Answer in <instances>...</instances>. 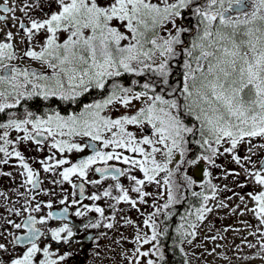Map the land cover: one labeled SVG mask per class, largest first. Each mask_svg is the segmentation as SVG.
<instances>
[{"label":"snow or ice","instance_id":"obj_1","mask_svg":"<svg viewBox=\"0 0 264 264\" xmlns=\"http://www.w3.org/2000/svg\"><path fill=\"white\" fill-rule=\"evenodd\" d=\"M2 3L0 12L4 15H0V23L8 31L0 28V114L7 119L0 121V153L4 156L0 163H8L9 157L17 158L25 185L38 187L39 174L25 161L16 144L28 141L41 144L52 138L50 147L61 154L85 149L92 154L77 163L50 157L55 162L42 161L44 172L70 164L59 176L62 181L72 183L73 176L84 180L89 169L98 164L102 166L95 167V172L116 181L130 169L138 168L143 179L134 175H128V179L133 182L131 191L139 195L140 203H146L145 197L149 195L142 190L143 186L146 182L159 184L160 173H165L163 184L167 186V203L163 207L177 203L174 187L179 186L171 180L175 172L182 171L185 164L199 161L215 165V157L225 153L239 164L241 157L235 153L241 144L249 145V155L244 159L253 165L252 171L245 169L247 176L264 189V160L258 158L259 163L252 160L255 155L252 149L257 147L253 141L264 140V0H12L11 5L9 0H2ZM17 10L20 16L16 15ZM37 10L40 14L33 15ZM9 13L11 25L7 23ZM18 45H23L22 55L17 54ZM33 62L40 66L39 70L31 66ZM174 66L181 68L177 86L171 80ZM146 73L152 76L148 82L131 81L139 84L140 90L126 86L121 79ZM136 101L141 106L134 113L110 114L113 109H131ZM36 102L50 111L43 115L34 113L31 106ZM54 104L64 105L67 114L54 108ZM20 108L25 109L22 118L17 115ZM130 125L136 127V133L128 130ZM13 130L23 133L17 141L9 139ZM148 131L150 134H145ZM74 138H87L88 142L78 143ZM193 143L207 154L188 159ZM113 160L129 168L110 167L109 161ZM209 175L205 169L204 176ZM226 175L239 174L226 172ZM184 180L188 185L194 183L187 176ZM205 183L209 184L211 196L193 193L202 197L195 214L198 221H203L211 211L207 202L215 199L217 192L209 181ZM115 189L120 195L112 196L111 190L105 189L87 198L97 201L101 196L111 197L117 204L137 206V200L131 199L129 191L119 182ZM79 194L84 197L83 184L79 186ZM246 195L254 202L248 211L258 222L249 233L256 237L257 243L249 241L247 246H258L259 258L264 260V191ZM240 199L245 202L243 196ZM46 206L52 207L51 203ZM85 209L104 216L100 207L85 206ZM25 211L39 212L40 205ZM67 213L65 207L55 218L66 219ZM84 214L79 208L74 213ZM155 215L144 220L151 235L137 234L136 241L141 246L157 241L164 234L158 231ZM52 218V213L39 220L29 215L21 223L13 224L16 229H25L26 234L13 235L9 243L13 248L25 246V250L4 259L2 254L8 248L0 243V264H63L72 253L59 255L50 251L49 246L40 247L37 243L44 233L35 225ZM98 226L99 222L84 225ZM188 226L197 227L195 223ZM104 227L113 225L107 223ZM183 228L181 225L178 231ZM50 233L57 244L70 245L74 236L67 223L50 229ZM183 235L194 238L196 232ZM153 247L154 252L136 248V264H140L139 257L150 255L162 261L159 246ZM147 264L156 262L148 259Z\"/></svg>","mask_w":264,"mask_h":264},{"label":"flooded vegetation","instance_id":"obj_2","mask_svg":"<svg viewBox=\"0 0 264 264\" xmlns=\"http://www.w3.org/2000/svg\"><path fill=\"white\" fill-rule=\"evenodd\" d=\"M11 2L12 0H9L10 5ZM2 6L3 3L2 0H0V7ZM45 11H49V9L45 7ZM39 14V10L33 13V15ZM0 15H4V13L0 12ZM16 15H21L19 10H17ZM8 16L9 19L7 20V23L11 25L13 23V21L10 19L11 14L9 13ZM0 28H3L4 32L8 31V28H4V25L2 23H0ZM11 30L13 32L16 31L15 28H12ZM18 47L22 49L23 45H18ZM31 66L33 68H36L34 67V63H32ZM62 114L66 115L67 113ZM38 115L43 114L41 113ZM14 135L15 134L13 133H9V139H12L11 136ZM15 136H18V138H15V141H17L19 137L23 136V134H16ZM86 139L87 138H84L83 140H81L80 138H74V141L78 143H84L86 142ZM46 141L47 142L44 144H37L35 142L29 141L32 147L36 146V149L38 151V157L41 153H43L44 157L47 156V153L51 155L54 154L50 147L51 143L53 142L52 138H48V140ZM259 144L264 145L263 142H259ZM10 147L9 151L12 150ZM97 147H99L98 144ZM58 154L62 156L61 153L58 152ZM88 155L91 154H89L88 149H85L79 154V156L70 158L69 161L70 163H77L79 161L77 160V158H85ZM12 158L13 157L7 158L8 163H0V233H2V235H0V243H4L8 248V251L2 254L4 259H8L10 256L20 254L23 250H25V246L18 245L16 246V248H13L9 242L12 240L13 235L19 236L24 235L26 233L25 229H16L13 227V224L21 223L22 221L26 220L29 215L39 220L42 217L47 218L49 213L53 214V218L47 219V222L45 224L35 225V227H37L42 233H44V235L40 237L37 243L40 247L49 246L50 251L59 255H63L66 252L72 253V255L65 262H63V264H101L107 263L108 261L112 263L113 261H115V258L113 256H109L104 261L100 260L101 257H99V251H105L114 248V246H117L114 245L113 247H111L112 244H115V239H118L122 236L124 238V235L130 237L131 231L128 230L129 221H131L130 224L133 226H135L138 221H140L142 231L144 232V234H147V232H149L150 234L147 235L150 236L151 229H147V227L144 225V220L147 219L148 213H150V215L154 213L156 214L154 216V220L158 225V231L162 232L163 230V205L167 203V186H165L163 182L161 183L159 180L158 181L160 183H156L157 186L155 193L156 191H158V193H156L154 196L155 198L153 200L155 201L154 203H152L153 207H151L150 209H146L147 204L151 202V200H148V196L145 197V200L147 201L146 203H140L139 195L137 197V193H134L130 190V185L127 183L125 175L121 176L118 181L112 180L110 176L107 178H102L98 176L95 173L94 168L102 165H94L92 169H89L88 175L84 180H82L79 176H73L71 178L72 183H69L62 181V177H60L59 175L44 176V171L41 169V162H34V157H30L25 161L34 171L39 174V185L38 187L33 189L31 185L24 184L25 177L21 175L23 169L20 166L17 168V164L13 163L14 158ZM258 158L259 157H257L256 161L259 163ZM3 159V153H0V160ZM175 159L178 161V154L176 155ZM109 164H117L124 168V166L114 161H109ZM69 166L70 164L64 167ZM169 167L173 168L174 165H170ZM204 171L205 164L200 161L194 164L190 169L189 175L190 178L194 181L191 188L192 195L193 193L205 194L206 190L208 189V185L205 183L204 179ZM159 178L163 179V177L161 176ZM242 178V183H247L246 180L248 177L246 173L242 175ZM94 180H99L100 183H91V181ZM117 182H119L124 189L129 191L131 199L137 200V206L135 208H133L130 204L126 202H121L117 204L116 201L113 200L111 197L101 196V199L97 201H92L87 198L93 194H101L105 189H110L112 192V196L120 195V193L115 189V184ZM174 182L176 184L178 182V172L174 173ZM73 184L76 185L75 188L73 187ZM81 184H83L84 187L83 198L80 197L79 194V186ZM184 191H186V189H184ZM163 192L166 193V195H164ZM176 198L178 200L179 196ZM197 198L199 200L202 199V197L198 195ZM62 199L65 200L64 204L60 203ZM73 200H77L78 203L73 204ZM49 203H51L52 205L51 208L46 206ZM37 204L40 205L39 212L25 211V208H28L30 210L35 209ZM178 204V202L173 203L170 205V207L175 208ZM85 206H97L102 208L104 211V216L101 217L100 214L94 211H87L85 209ZM65 207L68 208L66 219H56V214L61 213ZM77 208H79L81 211H84L85 214L83 216L74 215ZM16 212H19L20 214L17 215ZM130 215H138V219L134 220L130 217ZM9 221H11V223H9ZM97 222H99L98 227H84L85 224H95ZM65 223H67L69 227L72 228V231L74 233L70 245L64 243L57 244L51 239L50 229L61 227ZM107 223H111L113 227H104V225ZM251 231V229H247L245 233L249 234ZM160 237H158L157 241H152L150 244L153 252L155 251L153 245L159 246L160 252L163 254L164 259L162 261H159L157 256L154 255V257H152V260L155 261L156 264H162L164 263V261L170 262V264H177V257L170 256L171 251H168L166 249L167 246L166 244H163V242L160 240ZM40 258H43L42 255L40 256ZM53 258H56V256H53Z\"/></svg>","mask_w":264,"mask_h":264},{"label":"rangeland","instance_id":"obj_3","mask_svg":"<svg viewBox=\"0 0 264 264\" xmlns=\"http://www.w3.org/2000/svg\"><path fill=\"white\" fill-rule=\"evenodd\" d=\"M6 33V31H5ZM17 54L22 55L20 48L17 49ZM34 63V67L40 69L38 64ZM141 106L140 101L134 102V106L131 109L121 108L119 111L113 109L110 113L113 116L120 115L121 113L135 112ZM24 113V112H23ZM23 113L21 117H23ZM3 121H6L3 120ZM128 130L137 132L135 126H128ZM13 134H23L22 132L17 133L14 130L10 131ZM145 134H150V131ZM11 136L12 140L18 138V136ZM59 138V137H58ZM76 142V141H75ZM259 142H263L264 140H260L257 138L256 141H253L257 147L253 148L252 151L255 155L252 156L253 160L256 161L257 157L261 159L264 156V145H260ZM99 147H102L98 144ZM228 147V145H224ZM11 148V147H10ZM32 148V149H28ZM249 145L241 144L236 150L237 155L241 157V162L237 164L232 160L231 154L225 153L224 155H217L215 157V165H208L206 162L201 161L205 164V169L208 170L210 175L206 178H209L212 181V186H215L217 189L215 199H209L207 202V207L211 208L210 212L205 214V219L203 221L196 220L195 224L197 227L195 229L190 228L188 225L192 223L188 220L187 222V231L192 232L195 231L196 235L193 238L192 236H187V252H188V261L189 264H264V260L259 258L258 255V246L256 248H249L247 243L250 241L253 244L257 243L256 237L246 234L245 231L250 229L248 225H252V231L258 225L256 218L253 214L248 211L249 208L254 207V202L251 198L246 195L248 193H258L259 191H264L259 185H256L253 181L248 177L245 183V187H240L239 185L243 182L242 175L245 174V169L252 171L253 165L250 164L247 160L244 159L245 156L249 155L248 152ZM16 149L21 152L24 156V159L27 160L30 157H34V162H42L47 160L48 163L54 164L55 160L49 159L50 157H55V159L64 158L69 160L70 158L77 157L81 152H65L60 156L55 149L51 150L54 154H48L44 157L43 153L38 155V151L36 146L31 145L28 142H19L16 144ZM111 149H105V151H109ZM123 151V150H119ZM221 151L223 149L221 148ZM126 155H134L132 153H125ZM14 158V159H13ZM13 163L17 164V168L19 167V160L13 157ZM158 159L161 157L158 155ZM121 164L118 161L113 160ZM125 169H128L129 166L123 165ZM66 166V165H64ZM64 166L60 168H54L52 171L43 172L44 176H58L59 172L63 171ZM41 169L43 170V164L41 163ZM60 170V171H59ZM44 171V170H43ZM227 173H238L239 175H226ZM128 175H134L139 179H143V173L139 171L138 168L130 169V171L125 175L127 183L130 185V190L133 187V182L128 179ZM247 175V174H246ZM165 176V173H160L159 177ZM187 176L190 178L189 173L184 172V168L182 171L178 172V182L177 184L174 182V175L171 177V180L175 185L179 187H174V195L176 197L179 196L180 188L183 184L186 185V181L184 177ZM157 177L161 183L163 182L162 178ZM244 184V183H243ZM156 183H148L146 182L143 186V191L148 193V200H151L149 204H147L146 209H150L153 207L155 200V194L158 193L156 191ZM159 188V186H158ZM135 193V192H134ZM164 193V192H163ZM166 195V193H164ZM206 195L211 196V193H206ZM138 197V194H136ZM244 197V203L241 202L240 197ZM161 203V202H160ZM227 205L226 207L221 206ZM148 216L150 213L147 214ZM147 216V217H148ZM130 217L134 220L138 219V215H130ZM196 219V215H195ZM149 229V228H147ZM128 230L131 231L130 237L124 235L115 239V244H112L111 249L108 250H100L99 257L100 260L104 261L109 256H113L115 261L110 263H101V264H136L137 256L134 255L136 248H140L141 251H152L151 244H143L137 243L136 237L137 234L144 236V232L142 231L140 221L133 226L129 223ZM264 230V229H262ZM147 234H150L147 232ZM191 240V243L188 241ZM153 252V251H152ZM154 255H150L149 257H139L140 264H147L148 259H152ZM247 257V259H246ZM254 257V258H251Z\"/></svg>","mask_w":264,"mask_h":264},{"label":"trees","instance_id":"obj_4","mask_svg":"<svg viewBox=\"0 0 264 264\" xmlns=\"http://www.w3.org/2000/svg\"><path fill=\"white\" fill-rule=\"evenodd\" d=\"M194 23V22H193ZM122 79V82L126 86H131L133 88H136L137 90L139 89V84H143L145 82H148L150 79H152L151 73H146L142 77H135V76H125ZM181 79V68L178 66H174L173 68V76L171 78L172 83L174 86H177L179 81ZM138 81L139 84H132L131 81ZM91 99V97L89 98ZM54 108H57V110H61L62 113H66L64 110L65 106L64 105H53ZM75 109V106H73ZM16 111V110H13ZM25 111L24 108H20L17 115L21 116V114ZM31 111H33L36 114H44L45 112L50 111V109L42 106L39 102L33 103L31 106ZM1 121L7 119L6 116L1 114ZM190 126H191V121H189ZM198 139V137H196ZM191 151L187 153V158L188 159H195L198 156L202 154H207L205 151L197 144L193 143L190 145ZM193 165H188L185 164L183 166L184 172L189 173L190 169L192 168ZM182 168V170H183ZM205 181H209L210 184L212 185V181L209 178H204ZM208 185V189L206 190V193H211V189ZM184 189L180 188L179 192V199H178V205L175 208L168 207L163 209V230L162 232L164 233L161 237L160 240L163 242V244H166V249L171 251L170 256H176L178 263L177 264H188V254H187V236L183 235V232H186L187 230V222L188 220L191 221L192 223L196 222L195 219V213L196 209L199 208L202 204V199L199 200L197 198V195L194 196L192 195V185H188L186 183L183 184ZM181 199V200H180ZM183 200V201H182ZM181 225H184V228L182 231H178V229L181 228ZM167 229L165 232L164 229ZM176 243V244H174ZM165 249V251H166ZM162 264H170V262L164 261Z\"/></svg>","mask_w":264,"mask_h":264},{"label":"water","instance_id":"obj_5","mask_svg":"<svg viewBox=\"0 0 264 264\" xmlns=\"http://www.w3.org/2000/svg\"><path fill=\"white\" fill-rule=\"evenodd\" d=\"M38 139H42V138H38ZM44 142H46V141H43L42 143H44ZM86 142H88L87 141V139H86ZM89 154H92L91 153V150L89 149ZM83 157H80V158H78L77 160H80V159H82ZM261 160H264V156H263V158L261 159ZM109 166L110 167H119V168H122L121 166H119V165H116V164H109ZM98 176H100L101 177V175L99 174V173H97V172H95ZM26 234V233H25ZM24 234V235H25Z\"/></svg>","mask_w":264,"mask_h":264}]
</instances>
